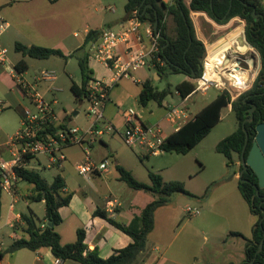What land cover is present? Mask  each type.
<instances>
[{"label": "rangeland", "instance_id": "obj_1", "mask_svg": "<svg viewBox=\"0 0 264 264\" xmlns=\"http://www.w3.org/2000/svg\"><path fill=\"white\" fill-rule=\"evenodd\" d=\"M110 3V7H115L116 12H105L107 21H112L116 18H123L126 16L125 5L127 0H102ZM193 21L196 31L202 30V33L209 34L211 27L202 18H197L193 12ZM244 21V20H243ZM242 21V22H243ZM168 32L174 36V21L172 17L167 19ZM241 21L232 25L231 28L226 29L225 37L234 35L236 42L230 53L233 54V63H239L244 68L251 71L254 77L251 81L245 83L247 91L253 84L257 74L258 65L256 66L250 61L252 56L256 60L260 58L259 52L255 48H251L244 40ZM246 23V22H245ZM74 27L77 23L74 22ZM213 30V28L211 29ZM80 35H83V29H80ZM65 34V33H64ZM223 35V36H224ZM8 56L10 58H17L20 56L15 49V45L9 46ZM207 51V47H206ZM85 50L77 51L74 55H70L65 61L64 58L58 56L48 60L28 58L30 62V69L27 72V78L37 77L40 75V69L50 68L55 69L56 75L59 77V82H46L42 84L43 87L51 86V92L47 95L50 100L54 97L56 104L54 105L55 111L61 122L66 123L69 127H78L85 130L89 127L92 117L88 114L89 102L86 98L78 101L74 93L71 91L72 82L81 85L83 82L82 71L79 64V59L84 56ZM207 56V55H206ZM91 59V58H90ZM90 62L93 75L99 79L105 77L108 71L93 59ZM47 70V69H44ZM158 71L154 67L144 66L139 71L132 73L134 78L124 76L119 79L118 84L111 88V98L108 100V105L112 108V123L115 125L117 131L124 128L123 112L127 109L134 108L137 112L141 113L147 123H155L159 121L166 135L174 131V127L167 121V107L184 105L188 110V117L186 121L192 119L205 105L210 103L220 91L215 87L210 88L207 92L201 91L194 92L186 100H183L176 92L177 84L187 79L186 73H166L157 75ZM189 80L194 81L190 76ZM151 79L160 90L170 88L172 94L168 96L163 106H159L157 102L152 101L147 107H142L139 102V94L141 91V82L139 80ZM244 84V86H245ZM243 86V85H242ZM244 91V92H245ZM17 102H12L13 99ZM14 98L10 90L6 87L5 82H0V103L3 106L0 111V126L3 128V133L0 132V143H7L9 138L18 133L21 126V114L23 108L30 106L29 101L21 93H14ZM10 103V104H9ZM9 104V105H8ZM106 117V113H105ZM111 119V118H110ZM123 120V121H122ZM238 128V120L235 113L230 107L224 108L222 112V119L211 128L210 133L187 154L172 153H147L143 155L146 150L144 149H131L123 141L118 132L106 134L102 141H98L91 149V157L93 160L99 162L103 160V156L111 154L112 157L122 159L125 163H129L134 167L137 179L144 183H151L149 171L160 174L167 182L178 181L184 185L189 194L178 192L174 194L169 203L166 205L176 206V248L183 241L185 233H191V240H188V247L193 253L198 254L200 264H207L206 259L213 257L224 263L227 256L228 248H232L234 253L238 252V247L241 246L244 239L241 237H233L227 235L226 230L229 227H234L241 231L245 237L251 236V223L248 222L247 216L250 214V208L243 198L239 188L238 179L236 175L239 174L240 161L238 164V174L230 176V165L226 157L217 151V145L226 137L234 133ZM68 160L63 167L59 168L44 167L32 162L30 168L40 172L43 178L48 183L54 181L55 176L60 173L66 181L68 189L76 190L79 194L83 191H91V185L80 176L76 171L77 163L84 160V152L80 145H73L66 149ZM39 160L47 165V158L44 156L39 157ZM112 175L104 179L96 181L100 189L113 193V195L120 197L125 203L133 201L138 205H142L149 200H153L155 196L148 191H137L131 189L124 181L119 179V172L116 166H111ZM106 176V175H105ZM19 186L21 192L19 201L16 203L17 211H28V204L25 200L26 195L33 188V185L20 181ZM97 186V187H98ZM85 189V190H84ZM236 198L239 200H236ZM2 216L0 219V237L4 241L6 247L11 243L8 237L10 229L4 226L8 205L10 203V196L2 194ZM34 209L39 211L42 216L44 205L37 203L30 204ZM209 206L208 211L204 209ZM191 206L200 210V215L190 216L185 212V209ZM235 217H232V212L235 211ZM213 213V214H212ZM207 215L213 217L214 233L207 228L199 226L200 218ZM68 224V222H67ZM68 226V225H67ZM60 228V227H59ZM204 229V230H203ZM184 233H181L182 231ZM58 231V230H57ZM59 232V231H58ZM181 233V234H180ZM229 233V232H228ZM226 251H224L225 241ZM192 253V252H191ZM18 262L28 264L31 257H34V252L29 249H21L17 252ZM188 255V256H187ZM189 254H184L187 260H191ZM14 255L6 254L5 262L12 260ZM217 260V261H218Z\"/></svg>", "mask_w": 264, "mask_h": 264}, {"label": "trees", "instance_id": "obj_2", "mask_svg": "<svg viewBox=\"0 0 264 264\" xmlns=\"http://www.w3.org/2000/svg\"><path fill=\"white\" fill-rule=\"evenodd\" d=\"M151 5V6H150ZM256 8L263 18L257 21L253 17ZM126 19L137 16L142 23L150 25L154 33L159 34L160 50L150 60L158 75L166 73H186L193 80L200 77L204 69L206 57V45L198 38L191 12H206L208 16L218 24H226L233 18H241L246 22L245 32L250 45L255 48L261 59L260 70L252 84L245 92L232 98L228 90L220 91L215 99L205 105L192 119H189L178 131L168 135L164 144V152L187 154L198 145L222 119L224 108L230 107L238 120L237 130L222 140L217 145V151L223 154L228 165H234L241 161V153L245 144L246 132L249 134V144L245 153L247 157L256 136L257 126L264 122V5L262 0H127L125 5ZM172 17L174 21V36L168 32L167 19ZM158 21L157 30L154 25ZM101 32V31H100ZM98 30L91 31L81 50H85L84 56L79 59L83 82L78 85L72 82L71 91L78 101L87 98V87L93 77V71L88 66L90 53L86 52L89 43L98 39ZM17 52L23 54V58L15 65L18 73L28 71L29 66L25 57L47 60L54 56L68 59L60 49L48 48L38 45L26 46L17 43ZM73 55V54H72ZM71 55V56H72ZM193 73L195 74L193 76ZM141 92L138 102L142 107H147L152 101L163 105V102L172 94L170 88L160 90L154 81L147 79L141 82ZM180 97L185 100L196 90V84L192 80H184L175 88ZM111 89H109L110 95ZM256 106L253 119L250 117V109ZM60 120V119H59ZM245 120H247L245 122ZM245 122V129H244ZM60 126L68 128L66 123L60 121ZM59 126L51 127L50 132H57ZM119 179L124 181L131 189L151 192L155 198L148 203L142 215L135 218L132 223H122L98 208L95 215L101 216L111 224L132 237L133 242L123 249L116 250L108 258L102 257L97 247L90 249L86 243V231L79 229L77 240L73 243H62L57 226L63 222L60 209L68 206L73 193L66 191V181L58 173L50 184L42 177L39 171L32 168H18L17 173L21 181L33 185L31 194L27 197L30 203L44 202L45 217L40 218L32 209L21 214L20 221L15 226L16 238L3 251H0V259L6 254H14L21 249L38 251L49 248L56 258L74 260L80 264H133L137 257L146 249L148 237L155 226L156 210L170 202L172 196L178 192L189 194L184 185L178 181L167 182L160 174L149 171L151 183L139 181L130 170L117 165ZM243 169L240 165L239 172ZM238 174V172L236 173ZM258 177L252 168L244 171L238 179V188L247 202L250 212L254 216L251 238H247L245 247V259L239 264H264V188L256 189ZM2 215V202L0 199V218ZM50 222L55 225L51 227ZM234 235L242 236L240 233ZM235 264V263H232Z\"/></svg>", "mask_w": 264, "mask_h": 264}, {"label": "crops", "instance_id": "obj_3", "mask_svg": "<svg viewBox=\"0 0 264 264\" xmlns=\"http://www.w3.org/2000/svg\"><path fill=\"white\" fill-rule=\"evenodd\" d=\"M164 1L169 2L171 0ZM262 3L264 5V0H262ZM110 6L111 5L109 2H105L102 0H0V23L4 22L7 24L6 29L0 35V47L6 48L8 50L9 46H16L17 43H22L26 46L38 45L48 48L60 49L66 56L69 57L70 55H74L77 51L81 50L82 46L86 42L88 34L91 31L98 30L100 32L101 29L105 27H111L116 30H120L122 26L127 23L128 19H126V16L123 18H116L112 21H107L103 11L112 13L116 12V8ZM111 8H115V11L113 12ZM192 12L197 15L196 17L198 19H204V21L207 23V26L211 27V29L213 28V30L209 29V34L207 35L202 33L201 29L200 31H196L198 38L201 39L207 47L206 55L208 56H210L211 52L214 51L213 49H215L212 47L219 45V43H221L222 41H233V35L230 37H225V35L223 34V36L221 33L225 32L226 29L231 28L232 25H234L235 23L243 21L241 18H233L226 24H218L213 19H211L206 12ZM191 17L193 19V16ZM74 22L77 23V27H74ZM242 23H244L242 27L244 37L246 23L245 21H243ZM149 27L151 26L146 23H143L140 30L147 46H149L150 44V37L146 32ZM80 29H83L82 36L79 33ZM91 43H89L86 48L87 53ZM233 45L234 44H231L230 47L226 50L224 54V63L228 67H230V65H237L238 68L239 63H233V54L230 53V50L234 47ZM116 52L123 61H129L132 55L130 51L127 50L126 45L123 43L119 44V46L116 48ZM8 53L6 62H2L0 60V82H5V85L10 90V93L12 94L13 98L14 93L16 92L23 94V96L26 98L24 93L18 88L16 82L18 78L25 79L28 82H35L36 76L28 79L26 76L28 71L23 74L18 73V71L16 72L15 65L18 61L23 58V54L18 52L20 53V56L15 59L10 58L8 56ZM28 58L30 57H25V60L27 61L30 69V62ZM65 61H67V59H65ZM91 61L92 60L89 58L88 66L90 69ZM94 61L97 62L99 65L103 66L108 71L105 77H100L102 78L100 80L110 82L113 78L112 71L106 68L99 61ZM257 62H261L260 58ZM148 66L150 68L153 67L151 64H148ZM44 69H47V71L55 70L43 67L40 69V73L42 71H46ZM141 69L143 68H140L137 71ZM93 77L99 79L95 76V74L93 75ZM145 80L147 79L139 81L143 82ZM186 80H189L188 76ZM118 81L115 83V85L118 84ZM46 82H59V77L56 75V78L54 80H43L40 82L39 90L47 98V95L51 92V86L43 87L42 84ZM110 98L111 91L109 95V99ZM50 101L53 105L56 104L54 97L50 99ZM12 102H17V99L14 98L12 101H10V103ZM1 108L3 109L2 105L0 106V111ZM105 113L106 118L108 120L114 121V118L112 117V108L109 107L108 102L105 106ZM20 114L22 116V111L20 112ZM155 123L160 124L159 121H156ZM0 132L3 133V128L1 126ZM7 143H0V159H7L9 157ZM147 153L148 152L146 151L143 155H146ZM106 157H109L111 159L112 165L116 167L117 165L125 167L126 169L130 170L132 174L137 178V176L135 175L134 167L132 165H130L129 163H125V161H122V159H114L111 154L103 156V158ZM41 165L47 167V165H44L43 163ZM111 175V169L108 173L103 175L95 174L90 180H86L91 185L92 190L87 192L84 189L85 191H83L82 194H79L76 190L71 192V190L66 187V191L73 193V197L68 206L62 207L60 209L63 222L57 226V230L61 235L62 243L67 244L75 242L77 240L78 230L84 229L86 231V243L88 244L89 248L94 249L95 247H97L102 257L108 258L116 250L123 249L124 247L133 242L131 236L111 224L105 218L95 215V212L98 208H101L105 210L110 217L122 223L130 224L135 218H138L142 215L144 207L153 200H149L142 205H138L133 201L125 203L122 199H120V197L113 195V193H111L109 189L108 191L106 190L103 192V190L100 189V186L96 184V181L100 179L105 180L106 177ZM237 176L238 175H236V177ZM20 181L21 180H19L18 184H16L13 190V196L15 198L14 209L10 208V205L13 201L12 196L4 192L5 194L10 196V203L8 205L4 226L10 229L8 237L10 238L11 242L16 238V232L14 229L16 224L20 221L21 214L23 213V211L16 210V203H18V201L20 200ZM32 189H30V191L25 197V200L28 204V210L32 209L40 218L43 219L46 213L45 203L40 202V204L44 205L42 216H40L39 211L37 209H34L30 205L31 203L27 200V197L31 194ZM4 193H0V199L2 194ZM236 200H239V198H236ZM170 207V205H164L156 210L155 226L148 237L146 249L137 257L133 264H200L198 263V254L193 253L194 250L191 251L188 247V240H191L192 232L185 233L183 236V241L176 248V236L178 234H176V206H172V208ZM204 209L208 211L211 208L206 205ZM235 213L236 208L235 211L232 212V217H235ZM200 219L201 220L199 222V226L201 228H207V230L210 229L212 233L215 232L214 226L212 227L213 217L204 215ZM247 220L251 223L252 226V236L254 216L251 212L250 214H248ZM181 233L184 232L182 231ZM233 233H240L242 234V236L234 235ZM225 234L232 235L236 238L241 237L244 239V242L241 243L240 247H238V252L234 253V250L232 248H228V250L226 249V243L228 241L226 240L224 242V251L227 250L228 257H226L224 263L222 264L241 263L245 259V247L247 238H251V236L245 237L241 231H238V229H235L234 227H229L226 230ZM0 239L2 240L1 237ZM17 252L12 254L14 256L10 261L5 262V257L3 259H0V264H22L21 262H18ZM33 252L34 257H31V261H29L28 264H57L58 261H60V259L56 258L55 255L52 253L51 249L49 248H44ZM189 253L191 260H187L184 257V254L186 255ZM217 260L213 257L206 259L207 264H220V261ZM61 264L80 263L74 260H63Z\"/></svg>", "mask_w": 264, "mask_h": 264}, {"label": "built area", "instance_id": "obj_4", "mask_svg": "<svg viewBox=\"0 0 264 264\" xmlns=\"http://www.w3.org/2000/svg\"><path fill=\"white\" fill-rule=\"evenodd\" d=\"M114 12L115 8H111ZM142 22L137 16V11L127 20L120 30L111 27L101 29L98 39L89 47L90 58L102 63L112 71L113 78L110 82L93 79L89 82L87 100L89 102L88 114L92 117L91 124L85 130L78 127L63 128L60 126L59 117L54 105L39 90V84L43 80H54L56 72L42 71L35 78V82H28L18 78L16 84L30 102V106L23 108L21 130L12 136L8 143L9 157L0 159V193H8L12 196L11 209L15 208L14 187L20 178L17 169L30 168L34 161L41 165L39 157L47 158V167H63L67 161L66 149L73 145H80L84 152V160L77 163L76 171L86 180H90L95 174L103 175L110 171L112 161L109 157L97 162L91 157V149L95 143L102 141L104 135L118 132L124 143L131 149H144L148 153H164V144L168 135L159 123H147L141 113L134 108L123 112L124 128L117 131L115 125L106 120L105 106L109 100V89L124 76L134 78L132 73L149 64V60L160 50L159 34L154 33L152 27L146 32L150 37L149 46L146 45L141 33ZM7 24L0 23V35L6 29ZM125 44L130 51L129 61H123L116 52L119 44ZM8 50L0 47V60L7 61ZM238 64L242 71L248 69ZM17 72V70H16ZM230 67L224 62H212L207 55L204 60V69L200 77L194 79L196 91L203 93L215 87L219 90H228L235 99L246 89L238 85ZM191 96V95H190ZM188 98V97H187ZM186 98V99H187ZM185 99V100H186ZM1 106V104H0ZM166 119L175 131H178L187 121L188 110L184 105L167 107ZM59 126L53 133L48 129ZM190 216L200 215L198 208L188 206L185 209ZM4 242L0 239V251L5 250ZM59 259V258H58ZM60 259L57 264H61Z\"/></svg>", "mask_w": 264, "mask_h": 264}, {"label": "water", "instance_id": "obj_5", "mask_svg": "<svg viewBox=\"0 0 264 264\" xmlns=\"http://www.w3.org/2000/svg\"><path fill=\"white\" fill-rule=\"evenodd\" d=\"M253 17L257 21H259L261 18H263V15L258 14L256 12V8H254ZM157 25H158V21H156V23L154 25L155 31L157 30ZM244 40L249 46H251L247 40L245 30H244ZM251 48H253V47L251 46ZM251 62L254 64V66L257 65L258 62H257L255 56H252ZM260 67H261V62L258 65V70H260ZM194 75L195 74L193 73V76ZM255 109H256V106H253L250 109V117L248 120L251 121L253 119ZM246 121L247 120H245V122ZM245 122H244V129H245ZM245 131H246V129H245ZM256 131L257 132H256L255 139L253 141L252 147H251L247 157L245 156V153H246V150H247V147L249 144V134H248V132H246L245 144L243 146V150L241 153V161H240V165H242L243 169L239 172L238 177L241 178L246 169L252 168L258 177V184L255 187H256L257 191H259L260 188H264V122L260 123L257 126ZM230 170H231L230 176H235L236 173L238 172L237 171L238 170V164L235 163L234 165H231ZM49 225L51 227H53L55 224L53 222H50ZM263 243H264V240H262V242H261V246H260L259 251L262 249ZM253 264H255V263H253Z\"/></svg>", "mask_w": 264, "mask_h": 264}, {"label": "bare ground", "instance_id": "obj_6", "mask_svg": "<svg viewBox=\"0 0 264 264\" xmlns=\"http://www.w3.org/2000/svg\"><path fill=\"white\" fill-rule=\"evenodd\" d=\"M234 36V35H233ZM236 42L233 40H229V41H222L221 43H219V45H216L215 48L213 49L214 51L211 52L210 56H209V60H211L212 62H219V64H222L223 62H225V58H224V54L226 52V50L230 47L231 44H235ZM230 69L232 71V75L234 78H237L236 80H238L236 82V84L241 85V84H245L249 81L252 80V78L254 77V75H252L251 71L247 72V71H242L241 69L237 68V65H230Z\"/></svg>", "mask_w": 264, "mask_h": 264}]
</instances>
